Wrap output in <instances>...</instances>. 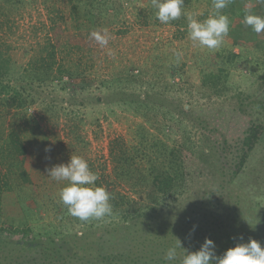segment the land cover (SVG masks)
I'll return each mask as SVG.
<instances>
[{
	"label": "rangeland",
	"instance_id": "rangeland-1",
	"mask_svg": "<svg viewBox=\"0 0 264 264\" xmlns=\"http://www.w3.org/2000/svg\"><path fill=\"white\" fill-rule=\"evenodd\" d=\"M236 1L237 12L226 14L229 35L220 48L208 50L189 39L185 17L179 19V26L161 24L152 0H0V43L11 51L16 81L31 93L28 106L21 109L0 99V147L6 151L3 130L20 132L30 153L32 181L25 184L16 168L9 170L5 159L12 188L3 197L0 225L4 220H28L37 234L44 235L43 240L55 232L81 235L82 224L59 202V192L68 182L55 181L47 170L68 163L71 155L81 156L99 175L98 181L107 185L113 168L111 140L122 135L131 142L139 125L156 132L151 123L164 118L163 112L147 114L124 102L149 94L162 102L163 111H171L166 117L168 127L181 135L188 130L202 150L212 143L206 136L214 139L218 134L203 128L201 121L221 119L230 136L226 151L216 145L214 154L196 161L195 179L199 173L202 176L193 183L189 198L166 206L164 212L189 211L204 199L206 190L217 188L224 230H232L239 244L255 239L264 247V137L232 183L226 182L233 176L238 139L250 119L256 120L254 112L261 111L259 104L264 102V32L257 34L243 23L248 12L264 16V5L258 0ZM210 3L185 0L184 9L203 21L213 11ZM93 32L107 39V44H100L90 35ZM52 45L56 46L53 60L47 50ZM176 52L182 53L179 60ZM33 62L52 70L48 78L30 84L32 80L22 75ZM204 72L217 73L222 86L227 82V90L214 94L210 80L204 83ZM183 108L190 111L181 130L176 120ZM222 183L227 186L221 187ZM113 221L104 219L106 224ZM218 223L219 219L216 223L211 219L209 230L192 234L193 238L205 241ZM1 236L13 239L8 233Z\"/></svg>",
	"mask_w": 264,
	"mask_h": 264
},
{
	"label": "trees",
	"instance_id": "trees-1",
	"mask_svg": "<svg viewBox=\"0 0 264 264\" xmlns=\"http://www.w3.org/2000/svg\"><path fill=\"white\" fill-rule=\"evenodd\" d=\"M209 1L212 4V0ZM236 12V0H232V3L223 10L224 14ZM172 22L178 26L182 23L181 20ZM4 46V43H0V99H6L14 108L21 109L28 106L31 93L27 86L16 81L11 51L8 47L4 49ZM47 50H49L48 58L53 60L56 46L52 45V49ZM51 70L52 67L49 65L44 66L33 62L28 72L22 76L25 75L27 80H32L30 84H33L36 80L48 78ZM218 76L217 73L204 72L203 77L205 84H208L210 80L216 95L222 94V90L223 92L227 90V82L223 81L222 86ZM120 93L124 92L121 90ZM150 96L149 94L144 97L133 96L131 99L125 98L124 102L135 105L134 108H137V111L142 109L141 111L147 114L163 112L164 118L158 120V125L151 123L157 131L154 132L139 125L135 138L131 142L122 135L114 137L110 142V157L113 164L111 179H106L107 185L97 181V186L104 187L113 196L111 200L113 212L104 219L112 217L116 221L106 224L104 219L92 220L93 222H81L78 219L77 223L82 224L84 228L81 235H78V232L64 233V235L61 232H55L43 240L44 235L37 234L28 220L18 223L4 220L0 225V264H58L61 262H66L64 264H180L185 254L184 249L188 253L200 249L204 241L197 242L192 234L200 235L203 229L209 230L211 219L215 223L219 219L218 225L207 235L215 243L219 241L216 244L217 255H222L227 249L239 244V237L235 236L232 230L230 232L224 230L225 219L221 217L223 204L218 197L217 188L213 192L206 190L204 199H201L196 207L189 211L185 208L182 211L171 209L164 212L166 206L189 198L193 183L202 176L199 173L195 179L198 171L194 165L197 160L211 153L214 154L216 145L224 151L227 150L230 136L224 132L223 128H226L224 121L223 125H221V119L220 122L216 119V123H210L208 120L200 122V125L208 129L210 133L213 131L214 134H218V138L214 139L212 136L204 137L212 143L209 144V149L202 150L200 141L194 139L188 130L184 129L186 132L181 135L178 133L179 130L173 132L168 127L170 122L166 117L171 114V111H163L165 106L162 102ZM259 106L261 111L254 112L256 120L250 119V124L245 127L238 139L233 176L226 181L228 184L232 183V180L245 167L254 149L262 143L264 117H260L262 116L260 112L264 116V102H261ZM183 111L176 120L181 130L184 124L187 125L190 108H183ZM241 111L245 109L241 108ZM3 133L2 140L5 141L3 144L6 146V151L0 147V215L3 211L4 194L12 188L9 173L5 168V159L9 160L10 171L16 168L25 184L32 183L29 172L30 153L22 135L16 128L3 130ZM226 186L224 183L221 185L223 188ZM121 187H126L129 191L124 193ZM236 207L238 206L235 205L233 208ZM97 226H99L98 229H96ZM223 230L226 234L224 243ZM3 233L13 235V239L1 236ZM219 235L221 236L218 237ZM178 239L184 249L177 248V260L169 262L165 259L166 252L177 244ZM78 240H81V243H78ZM37 247L42 248V252H37ZM36 254H39V259Z\"/></svg>",
	"mask_w": 264,
	"mask_h": 264
},
{
	"label": "clouds",
	"instance_id": "clouds-1",
	"mask_svg": "<svg viewBox=\"0 0 264 264\" xmlns=\"http://www.w3.org/2000/svg\"><path fill=\"white\" fill-rule=\"evenodd\" d=\"M264 5V0H258ZM232 0H212L213 11L207 19L200 21L194 14L185 11V0H152L156 19L161 24H168L179 20L182 16L187 20L188 37L200 47L208 50L220 48L229 35L230 20L223 13ZM243 23L257 34L264 32V16L248 12ZM100 44L106 45L107 39L98 33H90ZM177 60L181 52L175 53ZM45 151H51L46 148ZM48 175L57 182L67 181V185L59 192V202L68 210V213L81 222L102 220L113 212L111 200L113 196L102 186H96L99 175L92 171L88 161L76 155H71L66 164L55 165L48 170ZM242 238V237H241ZM177 248L184 249L181 241L170 247L165 255L169 262L178 258ZM180 264H264V247L255 239L246 244H238L227 249L222 255H217L215 242L206 238L198 251L188 253L185 249Z\"/></svg>",
	"mask_w": 264,
	"mask_h": 264
}]
</instances>
